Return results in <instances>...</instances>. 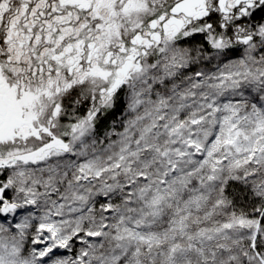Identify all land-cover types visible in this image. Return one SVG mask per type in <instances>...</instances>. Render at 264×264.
<instances>
[{
  "label": "snow or ice",
  "instance_id": "6c2138e0",
  "mask_svg": "<svg viewBox=\"0 0 264 264\" xmlns=\"http://www.w3.org/2000/svg\"><path fill=\"white\" fill-rule=\"evenodd\" d=\"M0 264H264V0H0Z\"/></svg>",
  "mask_w": 264,
  "mask_h": 264
},
{
  "label": "trees",
  "instance_id": "16d2710c",
  "mask_svg": "<svg viewBox=\"0 0 264 264\" xmlns=\"http://www.w3.org/2000/svg\"><path fill=\"white\" fill-rule=\"evenodd\" d=\"M201 39H202V37H198L195 42H199ZM112 119H113L112 116H107V117L103 118L102 123L100 125L101 130H103L104 128H107L110 125Z\"/></svg>",
  "mask_w": 264,
  "mask_h": 264
},
{
  "label": "flooded vegetation",
  "instance_id": "af4514ba",
  "mask_svg": "<svg viewBox=\"0 0 264 264\" xmlns=\"http://www.w3.org/2000/svg\"><path fill=\"white\" fill-rule=\"evenodd\" d=\"M197 38H198V37H197ZM197 38H196V39H197Z\"/></svg>",
  "mask_w": 264,
  "mask_h": 264
}]
</instances>
